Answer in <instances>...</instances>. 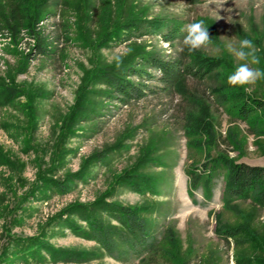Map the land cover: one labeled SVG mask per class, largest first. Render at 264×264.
Instances as JSON below:
<instances>
[{
	"label": "rangeland",
	"instance_id": "obj_1",
	"mask_svg": "<svg viewBox=\"0 0 264 264\" xmlns=\"http://www.w3.org/2000/svg\"><path fill=\"white\" fill-rule=\"evenodd\" d=\"M15 1L0 0V264H264V207L226 203V166L216 161L222 153L264 165V126L220 102L240 63L224 50L227 38L253 40L264 69V0H42L33 26L17 30L4 21ZM152 17L179 22L183 37L175 45L160 33L109 38L132 18ZM201 20L212 44L189 54L184 28ZM179 48L221 67L129 103L110 98L97 75L129 49L123 59ZM11 86L21 95L5 101ZM243 89L264 97V80ZM99 200L136 208L156 248L118 259L79 214L91 204L105 225L126 232Z\"/></svg>",
	"mask_w": 264,
	"mask_h": 264
},
{
	"label": "trees",
	"instance_id": "obj_2",
	"mask_svg": "<svg viewBox=\"0 0 264 264\" xmlns=\"http://www.w3.org/2000/svg\"><path fill=\"white\" fill-rule=\"evenodd\" d=\"M28 0H16L13 13L5 17L4 21L11 28L17 30L22 24L28 28L33 26L41 12L42 0H36V5L27 10L24 8ZM12 3V0L11 2ZM58 2L53 3L57 5ZM4 5H0V10ZM23 14L21 19L18 15ZM122 28V30H121ZM120 30H114L109 38L120 40L128 36L142 35L145 32L160 33L169 45H175L183 37V28L179 22L171 19L152 17L132 18L121 25ZM126 33V34H125ZM39 50L42 45L39 44ZM43 53H46L44 50ZM221 67V60L202 56L199 53L191 57L179 48L175 54H162L153 50H141L132 57L123 59L122 66L118 69L115 62L105 66L97 75L103 77L111 87L110 98L119 103H129L146 98L150 94H171L174 89L186 85L189 79L205 80L216 73ZM229 86V85H228ZM231 87V86H230ZM225 96H220V102L238 118L248 121L254 128L264 126V97L246 93L242 87H232ZM4 93L5 101L20 96L21 92L16 86H11ZM28 95V94H27ZM34 95V94H33ZM28 96H31L28 95ZM4 101V99H2ZM26 112L30 114V124L36 121L32 105H27ZM197 133L198 130L190 129ZM189 130V131H190ZM216 161L226 166V185L224 198L226 203L235 200L256 199L264 207V165L252 164L245 161H236L228 155L220 153ZM193 176L194 173H191ZM196 177V175H195ZM148 184V182H147ZM59 191L66 190L65 183L54 184ZM100 207L107 211L114 219L119 221L126 232L116 227L105 225L97 215L93 205H79V214L88 222L94 236L103 243L104 247L113 252L118 259H129L131 256L146 255L156 248L157 239L150 229L147 221L138 215L137 209L120 204L116 201L106 202L99 200ZM228 236H234L232 229L223 230ZM39 244H36L38 246Z\"/></svg>",
	"mask_w": 264,
	"mask_h": 264
},
{
	"label": "clouds",
	"instance_id": "obj_3",
	"mask_svg": "<svg viewBox=\"0 0 264 264\" xmlns=\"http://www.w3.org/2000/svg\"><path fill=\"white\" fill-rule=\"evenodd\" d=\"M184 32L183 46L189 54L208 48L212 44L208 27L205 26L202 20L187 24ZM227 40L224 50L240 62L227 76V84L231 87H243L246 91L250 90V86H254L257 82L264 80V69L258 67L260 58L256 53V45L253 40L248 38L238 41L233 38H227ZM130 52L131 50L129 49L128 53ZM128 53L113 57L115 66L118 69L123 64V55Z\"/></svg>",
	"mask_w": 264,
	"mask_h": 264
}]
</instances>
